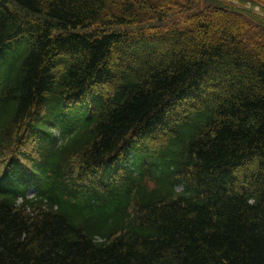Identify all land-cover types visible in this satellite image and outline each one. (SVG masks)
I'll list each match as a JSON object with an SVG mask.
<instances>
[{"label": "trees", "instance_id": "trees-1", "mask_svg": "<svg viewBox=\"0 0 264 264\" xmlns=\"http://www.w3.org/2000/svg\"><path fill=\"white\" fill-rule=\"evenodd\" d=\"M0 264H264V18L0 0Z\"/></svg>", "mask_w": 264, "mask_h": 264}, {"label": "rangeland", "instance_id": "rangeland-1", "mask_svg": "<svg viewBox=\"0 0 264 264\" xmlns=\"http://www.w3.org/2000/svg\"><path fill=\"white\" fill-rule=\"evenodd\" d=\"M213 21H214V23H217V21H218V20H217V18H214V20H213Z\"/></svg>", "mask_w": 264, "mask_h": 264}]
</instances>
